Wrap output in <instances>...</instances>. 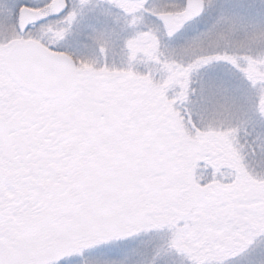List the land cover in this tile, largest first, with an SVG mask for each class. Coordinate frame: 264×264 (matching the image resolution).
Returning a JSON list of instances; mask_svg holds the SVG:
<instances>
[{"label": "snow or ice", "instance_id": "snow-or-ice-1", "mask_svg": "<svg viewBox=\"0 0 264 264\" xmlns=\"http://www.w3.org/2000/svg\"><path fill=\"white\" fill-rule=\"evenodd\" d=\"M173 256L264 264V0H0V264Z\"/></svg>", "mask_w": 264, "mask_h": 264}, {"label": "rangeland", "instance_id": "rangeland-1", "mask_svg": "<svg viewBox=\"0 0 264 264\" xmlns=\"http://www.w3.org/2000/svg\"><path fill=\"white\" fill-rule=\"evenodd\" d=\"M150 238L149 237H146V236H141V237H133L131 240H129L127 242V246L132 248V247H135L137 246L139 243L141 242H146L148 241ZM172 264H181V260L179 257H171L170 258ZM244 260H245V257H240L238 259V264H244Z\"/></svg>", "mask_w": 264, "mask_h": 264}]
</instances>
